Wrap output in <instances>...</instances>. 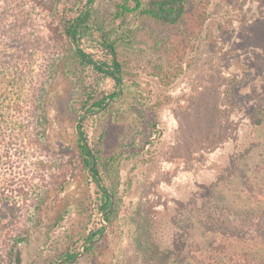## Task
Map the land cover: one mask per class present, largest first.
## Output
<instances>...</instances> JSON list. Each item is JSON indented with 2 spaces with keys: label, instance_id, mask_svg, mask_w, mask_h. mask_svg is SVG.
<instances>
[{
  "label": "trees",
  "instance_id": "trees-1",
  "mask_svg": "<svg viewBox=\"0 0 264 264\" xmlns=\"http://www.w3.org/2000/svg\"><path fill=\"white\" fill-rule=\"evenodd\" d=\"M32 1L27 7L28 0H0V75L3 76L0 80L8 81L10 87L9 104L0 106V264H58L62 260L63 264H106L108 247L107 234L103 235L105 227L100 223L99 227L89 230L87 224L81 223L77 228H72L70 220L75 213V204L74 196L69 193L70 182L66 174L62 172L61 189L56 194L57 198L63 199V205L56 210L51 223H47L42 218L41 203H45L42 197L50 195L52 188L45 183L43 194L36 193L31 181L17 172L19 166L15 165V160L17 163L25 160L21 155L29 150L33 153L49 150L46 140L49 125L46 114L48 87L59 68L64 69L70 87L66 94L70 96L67 109L76 117V123L82 111L104 110L97 117L84 115L73 135L77 144L74 153L84 168L89 170L95 161L93 175L86 172L85 196L90 199L87 208L90 211L97 209L101 215L107 213L106 221L117 216L122 203H115L114 208H110L113 199L120 197L123 178L121 165L134 160L133 150L145 154L162 136L150 112L151 100L146 92L135 80L127 81L121 53L135 46H145L142 33L151 42L150 50L164 52L168 56L177 53L175 47L170 49L167 45L164 30L178 27L177 31L182 29L183 32L175 38H190L195 34V27H201L206 21L204 0H110L106 10L101 4L93 6L95 0ZM37 8L43 14L41 24L34 21ZM86 42L92 43L102 54L89 51ZM175 45L178 47L180 43ZM39 54L47 59L59 54L47 68L38 70L48 74L45 80L39 74L28 75V71H35L33 64ZM56 60H59V66ZM106 80L114 83L110 91L102 88ZM122 83H125L123 92ZM246 88L247 105L251 106V129L246 133L247 151L242 153L236 150L230 160L233 163L229 167L223 163V169H217H222L224 175L231 173V170L237 171L241 160L244 157L253 160L258 149L257 159L253 160V178L261 180L263 175L264 180V81L249 78L247 84L243 85L244 93ZM121 93L123 98L119 103L107 106L109 102L118 100ZM3 96L0 95V98ZM71 98L73 102L69 104ZM117 106L130 113L143 127H149V135L138 139L139 135L145 133H135V130L126 133L127 137L136 139L130 144L116 143L113 154L107 156L109 138L119 129L117 120L113 118ZM90 121L94 122L91 135L86 130ZM247 162L245 171L248 172L251 162ZM12 163L15 166L12 167ZM41 166L48 169L43 163ZM91 185L95 187V192H92ZM249 190L253 195H260L264 201V189L258 191L256 182L249 185ZM94 193L96 199H92ZM229 210L235 214L233 209ZM247 218L244 216L234 223L237 226L228 223L225 225L227 231L219 223H224L223 219L204 218L198 223L190 220L186 226L188 233L184 235L173 223L169 230L162 233L161 241L157 238L159 231L154 228V236L149 244L154 250L153 255H159L160 260L154 257L153 262L183 264L188 259L175 253V240L180 238V234V239L190 240V243L183 244L184 250L191 252L189 262L185 264H196L190 260L195 253L192 249H202L196 243V226L216 230L215 226L220 225L224 241L210 246L212 249L206 248L210 252L203 254L204 264H264V207L252 218ZM47 227L52 230L46 232ZM39 232L46 234V241L34 249V235ZM81 245H84V249L80 258ZM25 250L33 251L28 255L29 259L24 254Z\"/></svg>",
  "mask_w": 264,
  "mask_h": 264
},
{
  "label": "rangeland",
  "instance_id": "rangeland-1",
  "mask_svg": "<svg viewBox=\"0 0 264 264\" xmlns=\"http://www.w3.org/2000/svg\"><path fill=\"white\" fill-rule=\"evenodd\" d=\"M31 3L33 1L28 0L27 7ZM108 3L110 0H97L93 6L101 4L106 10ZM203 3L206 21L201 27H195V34L190 38H175L183 32L182 29L178 32V27L164 30L167 45L170 49L175 47L177 53L168 56L164 52L150 50L151 42L143 33L141 39L145 46H135L121 53L127 81L135 80L146 92L151 100L150 112L162 136L145 154L131 150L135 153L134 160L121 165L120 197L113 199V208L115 203H122L117 216L111 221L102 220L97 209L90 211L87 208L90 199L85 196L86 172L89 170L74 153L77 144L73 135L79 122L76 123V117L67 109L70 96L66 94L70 87L64 69L59 68L48 87L46 140L49 150L43 153L29 150L21 155L25 160L21 159L18 163L15 160V165L19 166L17 172L31 181L36 193L43 194L45 183L52 188L50 195L42 197L45 203H41L42 218L47 223H51L56 210L63 205V199L57 198L56 194L61 189V174H66L70 182L69 193L74 196L75 204V213L70 220L72 228L81 223L87 224L89 230L99 227L100 223L105 227L103 235L107 234L108 247L106 264H156L153 258H159V255H153L154 250L149 244L154 228L159 231L156 234L158 241L173 223L178 225L180 234L188 233L186 226L190 220L223 219L224 223H219L227 231L225 225L228 223L237 226L234 223L242 217L252 218L264 207L262 197L253 195L249 190V185L254 182L258 191L264 189L263 175L261 180L253 178V160L257 159L258 149L253 160L248 157L241 160L237 171L231 170L224 175L222 170L223 163H227L228 167L233 163L230 160L236 150L247 151L246 133L251 129V106L247 105V88L244 93L243 85L249 78L264 81V0H204ZM36 10L34 21L41 24L44 21L40 20L42 11ZM179 43L180 46L176 47L175 44ZM85 45L89 51L102 54L92 43L86 42ZM57 56L59 54L50 56L48 60L39 54L33 64L35 71H28V75L39 74L45 80L48 74L38 70L47 68ZM56 62L59 66V60ZM0 77L3 78L2 75ZM122 84L123 92L125 83ZM113 86L111 80L102 84L106 91ZM9 88L8 81L0 80V95H4L0 98V106L9 104ZM122 98L123 93L107 106L119 103ZM99 111L88 115L97 117L104 110ZM113 118L117 120L119 129L109 138L107 156L113 154L116 143L130 144L136 139L127 137L126 133L133 130L145 133L138 139L149 135V127L140 125L121 107L115 108ZM92 124L94 122L90 121L86 126L89 135ZM29 136L33 138L31 134ZM245 162H251L248 172L245 171ZM41 163L48 169L45 170ZM15 165L12 163V167ZM218 167L222 169L218 171ZM91 187L95 192V187ZM92 199H96L95 193ZM229 209H233L235 214ZM196 227V243L202 249H192L195 253L190 260L204 264L203 254L209 251L210 246L222 243L224 237L220 233V225L215 226L216 230L200 225ZM49 230L50 227H47L45 231L52 229ZM34 236L32 245L36 249L45 243L46 234L39 232ZM57 236L58 233L54 237ZM180 238L175 240V253L188 258L183 262L185 264L189 262L191 252L184 250L183 244L190 243V240ZM82 246L84 249L81 245L80 258L83 257ZM32 253V250L24 251L27 259Z\"/></svg>",
  "mask_w": 264,
  "mask_h": 264
},
{
  "label": "water",
  "instance_id": "water-1",
  "mask_svg": "<svg viewBox=\"0 0 264 264\" xmlns=\"http://www.w3.org/2000/svg\"><path fill=\"white\" fill-rule=\"evenodd\" d=\"M96 1L97 0H95V2L94 3H96ZM76 47V46H75ZM123 85V84H122ZM100 112V111H99ZM99 112H96V113H88V112H86V111H83L82 112V114H81V116H80V119H79V124L82 122V119H83V115H85V114H89V115H95V114H97V113H99ZM78 124V125H79ZM77 129H78V126H77ZM94 164H95V161H93V163H92V165H91V167H90V169H89V173H90V175H93L92 174V168H93V166H94ZM114 201V200H113ZM113 208V202H112V206H111V208H110V210ZM109 210V211H110ZM106 214L107 213H105V214H103L102 215V220H104V217L106 216ZM82 250H83V246H82ZM81 256H82V253H81ZM64 263V261H60L58 264H63Z\"/></svg>",
  "mask_w": 264,
  "mask_h": 264
}]
</instances>
